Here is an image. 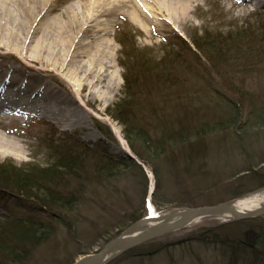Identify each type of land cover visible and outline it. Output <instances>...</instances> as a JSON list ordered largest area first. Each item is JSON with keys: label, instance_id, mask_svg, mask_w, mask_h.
I'll use <instances>...</instances> for the list:
<instances>
[{"label": "rangeland", "instance_id": "1", "mask_svg": "<svg viewBox=\"0 0 264 264\" xmlns=\"http://www.w3.org/2000/svg\"><path fill=\"white\" fill-rule=\"evenodd\" d=\"M154 2L145 3L144 7L150 8V15L158 18L153 14L156 13L152 6ZM66 3L62 2L60 6ZM194 5L197 8L190 14L189 22L179 23L166 11V22L163 26L158 25L155 32H150L145 24L132 20L130 13L125 10L117 11L119 16L111 20L107 35L93 37L91 40L97 41L93 46L99 50L101 57L86 58V61L90 70L93 66L94 71L101 68V65L105 66L111 80L120 76V89L114 94L100 93V97L89 103L83 113L77 111V128H63L62 124L56 125L43 117L25 123L6 122L10 124L9 129L17 126L15 134L6 136L15 140L19 148L0 150L2 168L9 172H12L10 168H15L26 174L28 169H42L47 165L49 168L57 161L71 164L66 181L53 180L46 185V189L53 190L67 209L57 220L41 212H34L32 200L0 191V227L8 217L28 219L26 222L36 228V238L41 236L37 244L32 245L25 254L27 264L74 263L81 256L92 254L105 246L109 242L108 238L125 219L135 216L140 217L136 220L139 221L153 215L149 206L152 207L151 212L156 214L172 208H188L183 204L189 201L188 205L207 204L202 207H210L246 196L252 197L256 191L264 189L263 186L239 197H230L234 191L245 190L251 185L252 182H248L251 179L244 180L241 177L246 173L239 175L245 169L256 172L259 181L264 182V113L260 108L264 105V10L259 7L238 15L227 12L220 0H196ZM224 36L244 42V46L246 43L251 44V50H255L251 55H262L261 60L248 62L243 58L231 66L220 68L221 75H217L196 52L191 42L203 38L205 42L212 43ZM242 50L246 51V48ZM132 53L142 57V61L153 63H159L171 54L179 55L182 65L176 66V69L169 70L167 61L159 64V67H153L165 69L166 73L170 71V74L173 70L176 77L184 79L185 84L193 85L190 88H195L192 90L197 95L191 98L198 100L190 103L187 112L186 105L176 107V111L183 113L192 126L228 120L233 115V106H237L238 113L240 105L243 108L250 105L254 114H263V121L258 120L261 124L251 133V140H244L245 145L242 146L246 148L245 151L232 135L209 137L205 155L206 169L211 175L208 178L210 190L204 186L205 179L183 175L181 163L170 164L168 152L158 159L144 153L140 150L138 137L129 136L133 145L138 147V152L145 155V163L135 156L133 160L129 159L120 148V141L114 131L127 147L128 144L124 138L125 129L115 120L117 115L114 110L115 104L123 98V76L126 73L123 65L132 64ZM130 65L127 66L129 69L137 67ZM170 74L167 76L170 77ZM53 84L75 97L73 90L64 81ZM155 95L147 102L146 112H136V118H132L134 127L141 129L145 137L152 141L160 138L159 122L168 121L174 110L172 105L167 108L166 93L161 92L159 97ZM241 115L244 116L243 113ZM0 134L5 135L2 131ZM98 151L110 155L113 161L119 163L107 166L94 155ZM128 160L139 167L133 166ZM195 169L196 166L192 167V171H197ZM56 172L64 175L60 169ZM32 193L39 199L45 195L44 190ZM259 194L264 193L257 194L261 196ZM230 223L217 218L204 219L152 240L156 241L154 244L135 247L136 252L122 254L109 264H233L228 255L221 254L219 247L193 241L203 229ZM191 240L194 243H190ZM150 249L157 252L150 254L154 251ZM237 264H264V259L251 256L249 259H241Z\"/></svg>", "mask_w": 264, "mask_h": 264}, {"label": "bare ground", "instance_id": "2", "mask_svg": "<svg viewBox=\"0 0 264 264\" xmlns=\"http://www.w3.org/2000/svg\"><path fill=\"white\" fill-rule=\"evenodd\" d=\"M65 1L68 4L61 7ZM149 2H154L152 6L156 13L153 14L158 18L150 15V8L144 7ZM195 2L0 0V131L5 134H0V150L19 148L15 140L6 136L18 130L17 126L9 129L11 123H25L43 117L73 130L79 124L77 111L83 113L89 103L100 97V93L114 94L120 89V76L111 80L105 66L100 64L101 68L94 71L93 66L90 70L86 61V58L101 57L99 50L93 46L97 41L91 40L107 35L111 20L119 16L117 11L125 10L132 20L145 24L150 32H155L158 25L163 26L166 22V11L179 23L189 22L190 14L197 8ZM220 2L227 12L238 15L259 7L264 10V0ZM60 80L73 90L75 97L53 84ZM114 132L120 141V148L132 155L123 139ZM259 195L242 197L234 205L240 212L256 209L264 203V194ZM149 209L153 214L151 206ZM150 225L144 231L159 226Z\"/></svg>", "mask_w": 264, "mask_h": 264}, {"label": "trees", "instance_id": "3", "mask_svg": "<svg viewBox=\"0 0 264 264\" xmlns=\"http://www.w3.org/2000/svg\"><path fill=\"white\" fill-rule=\"evenodd\" d=\"M213 42L207 43L201 38L200 41L192 40L191 43L196 52L199 53L201 58L217 75H221L220 68L231 66V64H235L243 58L248 62L261 60L262 55H251L255 50H251L253 46L249 43H246L247 45L244 46V42L232 40L230 36L221 37L218 40H213ZM243 48H246L247 52L242 50ZM130 56L132 57V64L125 63V66L123 65L126 71L123 76V98L119 103L115 104L116 107L114 110L117 115L115 120L125 129L124 138L127 141L128 148L131 153L143 163H145V155L138 152V147L133 145V141L129 136L138 137L141 142L140 150H143L144 153L148 155L155 156L157 159L163 157V153L168 152L167 157L172 160L169 161L170 164L181 163L183 165L181 170L183 175L188 174V177H200L205 179L206 184L204 186H206L207 190H210V187H208V178H210L211 175L206 169L207 158L205 155L208 149L209 137L232 135L237 139V144L242 147L241 149L245 151L246 148L242 146L245 145L244 140H251V133L258 127V124H261L258 120L263 121V114H254L250 105L246 108L240 105V113H238L237 106H233V112L231 111V113H233L231 116L233 119L229 117L228 120H217L213 124L203 123L199 126H192L189 120L184 117L183 113L180 114L179 111H176V107L179 105H186L187 112L190 103L198 100L197 98H191L197 95V92L192 90L195 88H190L193 87V85L185 84L183 81L184 79L176 77V75L173 74V70L170 74V71L166 73L165 69L154 68L167 61L169 70L176 69V66L182 65L179 55L171 54L169 57H166L165 60L162 59L159 63H153L147 60L142 61V57H137V55L133 53ZM240 57L242 58L239 59ZM128 65L133 68L135 66L137 67L135 69H129L127 67ZM167 74H170V77H168ZM161 92L166 93L165 102L167 108H170L168 105H172L174 110H172V114L168 121H158V130L160 129L161 131L160 138L157 141H152L145 137L141 129H136L134 127L135 125L132 123V118H136V112L145 110L147 102L154 94H156V97H159ZM260 108L264 113V105H261ZM153 112H155V110ZM241 113H243L244 116L241 115ZM241 118L244 120L243 123L241 122ZM102 134L104 133L102 132ZM94 155L99 157L100 160H103V163L107 166L119 163L113 161L110 155L102 151H98ZM128 161L133 166L139 167L134 164L133 161ZM47 166L42 169H38L37 167L28 169L29 171L26 170V174L19 169L10 168L11 171L15 173L12 175V172H9L10 170L8 171L2 168L4 167L3 165H0V191L8 194L20 195L32 200L35 205L34 212H41L57 220L56 218L67 209L63 206V203L59 201L60 199H58V196L52 192L53 190L46 189V185L53 180L60 181L63 179L66 181L71 164L66 163V161H57L56 164L51 167L48 168ZM195 166V170L197 171H192V167ZM58 169L62 170L64 175L57 174L56 171ZM243 173L246 174L241 176L242 179L252 180H248V182H252L249 186L250 188L248 187L242 191H234L235 193L230 196L231 198L239 197L244 193L253 191L255 188L264 186V182L259 181L260 179L256 172L245 169L242 173L240 172L239 175ZM154 175L157 182V175L155 172ZM66 184H68V182H66ZM42 190H44L45 195L40 199L32 193L33 191L41 192ZM53 201L55 203H53ZM190 202L191 201L183 205H186L188 208L207 205H195L194 203L188 205ZM139 218L140 217L134 216L125 219V221L121 222V225H118L116 232L112 234L107 241L113 239L124 228L134 223ZM27 220L28 219L14 218L12 216V218L8 217L3 221L4 224L0 227V264H27L25 254H27L29 248L37 244L38 240L41 238V236L36 238V228L30 225V222H26ZM107 241L105 243H107ZM193 241L206 242L204 243L205 245L219 247L221 254L225 256L228 255L233 261V264H237L241 259H249L251 256H260L264 259V217L242 220L230 224H221L212 229H203ZM193 241L191 240L190 243H194ZM155 242L156 241H150L137 248L149 246ZM137 248L125 254L134 253ZM155 252H157V250H154L150 254H155Z\"/></svg>", "mask_w": 264, "mask_h": 264}, {"label": "water", "instance_id": "4", "mask_svg": "<svg viewBox=\"0 0 264 264\" xmlns=\"http://www.w3.org/2000/svg\"><path fill=\"white\" fill-rule=\"evenodd\" d=\"M128 157L132 160L134 159L131 155H128ZM261 192H264L263 188L255 193ZM235 201L231 200L224 204L210 207L175 208L165 213L146 216L122 231L99 251L81 256L73 264H109L118 256L135 247L182 230L204 219L217 218L223 222L230 223L264 217V203L256 209L240 212L234 205ZM152 223L154 225L159 224V226L144 231L147 226H152L150 225Z\"/></svg>", "mask_w": 264, "mask_h": 264}]
</instances>
